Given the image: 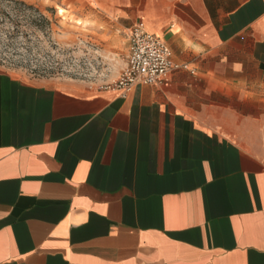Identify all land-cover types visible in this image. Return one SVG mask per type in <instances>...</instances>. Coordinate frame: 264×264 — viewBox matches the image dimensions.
<instances>
[{"label":"crops","instance_id":"crops-1","mask_svg":"<svg viewBox=\"0 0 264 264\" xmlns=\"http://www.w3.org/2000/svg\"><path fill=\"white\" fill-rule=\"evenodd\" d=\"M138 5L195 74L122 98L0 68V264H264V0Z\"/></svg>","mask_w":264,"mask_h":264},{"label":"rangeland","instance_id":"rangeland-1","mask_svg":"<svg viewBox=\"0 0 264 264\" xmlns=\"http://www.w3.org/2000/svg\"><path fill=\"white\" fill-rule=\"evenodd\" d=\"M141 1L0 0V68L29 81L109 84L125 66Z\"/></svg>","mask_w":264,"mask_h":264},{"label":"built area","instance_id":"built-area-1","mask_svg":"<svg viewBox=\"0 0 264 264\" xmlns=\"http://www.w3.org/2000/svg\"><path fill=\"white\" fill-rule=\"evenodd\" d=\"M125 58V66L118 78L100 89L117 91L122 98H127L137 86H168L174 72L186 70L195 74L188 64L175 61L169 45L149 32L143 21L129 29Z\"/></svg>","mask_w":264,"mask_h":264}]
</instances>
